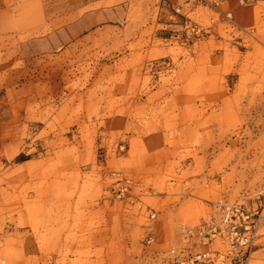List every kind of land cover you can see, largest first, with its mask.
<instances>
[{
  "label": "rangeland",
  "instance_id": "374dc122",
  "mask_svg": "<svg viewBox=\"0 0 264 264\" xmlns=\"http://www.w3.org/2000/svg\"><path fill=\"white\" fill-rule=\"evenodd\" d=\"M218 200L264 264V2L0 0V264H192Z\"/></svg>",
  "mask_w": 264,
  "mask_h": 264
},
{
  "label": "built area",
  "instance_id": "2783aa9c",
  "mask_svg": "<svg viewBox=\"0 0 264 264\" xmlns=\"http://www.w3.org/2000/svg\"><path fill=\"white\" fill-rule=\"evenodd\" d=\"M123 149V145L119 146V150ZM109 179L111 180L108 186L110 195L120 200L130 196L138 185L131 177L119 171H111ZM212 208L213 212L207 221L182 230L184 238L194 239L195 248L199 249L191 258L192 264H208L211 261L210 251L202 250L201 245L210 246L216 239L226 241L231 252L251 242V232L255 230L254 213L239 203L223 200L213 202Z\"/></svg>",
  "mask_w": 264,
  "mask_h": 264
},
{
  "label": "crops",
  "instance_id": "0c3cea01",
  "mask_svg": "<svg viewBox=\"0 0 264 264\" xmlns=\"http://www.w3.org/2000/svg\"><path fill=\"white\" fill-rule=\"evenodd\" d=\"M246 2H249V3H251V4H255L256 2H264V0H246ZM151 137L154 138L155 136L152 135ZM151 137H150V138H151ZM152 138H151V139H152Z\"/></svg>",
  "mask_w": 264,
  "mask_h": 264
}]
</instances>
